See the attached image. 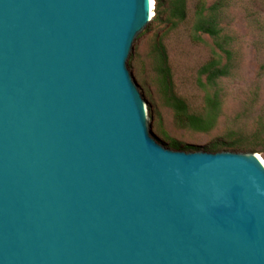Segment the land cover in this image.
I'll list each match as a JSON object with an SVG mask.
<instances>
[{
  "label": "water",
  "instance_id": "95a60500",
  "mask_svg": "<svg viewBox=\"0 0 264 264\" xmlns=\"http://www.w3.org/2000/svg\"><path fill=\"white\" fill-rule=\"evenodd\" d=\"M155 7L0 0V264H264V160L152 136Z\"/></svg>",
  "mask_w": 264,
  "mask_h": 264
},
{
  "label": "rangeland",
  "instance_id": "374dc122",
  "mask_svg": "<svg viewBox=\"0 0 264 264\" xmlns=\"http://www.w3.org/2000/svg\"><path fill=\"white\" fill-rule=\"evenodd\" d=\"M188 13V20L175 30L166 22L152 21L136 39L128 60L130 73L146 101L152 136L166 148L173 149L170 144L176 140L182 144L179 151L210 153H215L210 145L216 140L244 137L252 149L238 152L256 153L264 160V0H230L222 27L233 37L235 66L219 82L222 104L215 128L209 133L184 128L159 83L154 49L161 40L175 95L186 102L190 114H207L205 93L198 87V79L215 47L207 36L202 43L192 41L194 1L188 4Z\"/></svg>",
  "mask_w": 264,
  "mask_h": 264
},
{
  "label": "trees",
  "instance_id": "16d2710c",
  "mask_svg": "<svg viewBox=\"0 0 264 264\" xmlns=\"http://www.w3.org/2000/svg\"><path fill=\"white\" fill-rule=\"evenodd\" d=\"M154 22H166L171 30L177 29L188 20V4L195 2L194 25L192 41L202 43L204 37L214 42V55L199 71L198 87L205 93L207 114L198 116L188 112L187 104L178 98L173 89L171 73L167 63V54L163 42L155 44L159 83L165 98L176 109L179 123L189 130L197 133H209L214 130L217 112L222 104L219 82L228 77L234 65V52L232 49L233 37L224 33L222 22L226 17L230 0H155ZM225 56V57H224ZM225 61V62H224ZM174 150H180L182 144L176 140L171 141ZM251 147V148H250ZM252 146L244 142V137L231 140H216L210 145L213 152L247 151Z\"/></svg>",
  "mask_w": 264,
  "mask_h": 264
},
{
  "label": "bare ground",
  "instance_id": "6f19581e",
  "mask_svg": "<svg viewBox=\"0 0 264 264\" xmlns=\"http://www.w3.org/2000/svg\"><path fill=\"white\" fill-rule=\"evenodd\" d=\"M152 4L154 5V1L152 2ZM152 16H153V13H152ZM261 158V157H260ZM264 162V161H263Z\"/></svg>",
  "mask_w": 264,
  "mask_h": 264
}]
</instances>
